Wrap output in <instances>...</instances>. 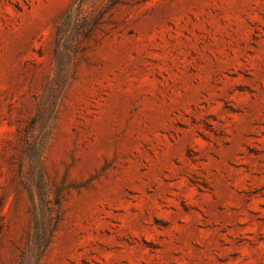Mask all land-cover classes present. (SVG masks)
<instances>
[{
    "label": "rangeland",
    "instance_id": "rangeland-1",
    "mask_svg": "<svg viewBox=\"0 0 264 264\" xmlns=\"http://www.w3.org/2000/svg\"><path fill=\"white\" fill-rule=\"evenodd\" d=\"M0 264H264V0H0Z\"/></svg>",
    "mask_w": 264,
    "mask_h": 264
}]
</instances>
